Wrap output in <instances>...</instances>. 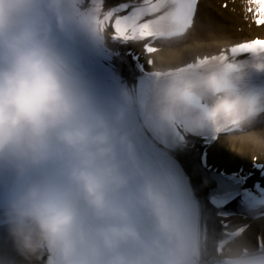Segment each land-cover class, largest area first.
I'll list each match as a JSON object with an SVG mask.
<instances>
[{
  "label": "clouds",
  "instance_id": "9594fccd",
  "mask_svg": "<svg viewBox=\"0 0 264 264\" xmlns=\"http://www.w3.org/2000/svg\"><path fill=\"white\" fill-rule=\"evenodd\" d=\"M105 16L89 0H0V232L28 264H264L243 233L206 259L183 182L142 146L252 127L261 105L237 92L232 55L103 92L79 50L108 47Z\"/></svg>",
  "mask_w": 264,
  "mask_h": 264
},
{
  "label": "bare ground",
  "instance_id": "6f19581e",
  "mask_svg": "<svg viewBox=\"0 0 264 264\" xmlns=\"http://www.w3.org/2000/svg\"><path fill=\"white\" fill-rule=\"evenodd\" d=\"M219 1L221 0H200L196 22L192 31L177 42L174 47H169L156 55L154 57L155 66H184L194 60L196 56H211L217 54L224 47L248 41L249 38L256 36H264V27L254 29L253 27L249 28L244 23L239 4L229 5L227 11H222L216 7V3ZM234 10L236 11L233 12ZM238 29H242V32H238ZM117 67L128 74L133 73L132 65L124 58L117 62ZM253 156L263 160L264 126L258 131L252 130L245 135L220 139L211 148L209 160L215 167L224 169L227 172H235L241 166H250ZM177 158L191 177L196 194L201 198H205L208 191L214 187L209 181L208 175H204V172L197 168L193 161V154L189 152L179 153ZM202 209L207 214L209 222L208 232L210 233L207 234L208 243L207 252L205 253L208 256L211 254L209 247L212 241L219 236V228L206 203L202 205ZM241 224L247 225L243 233L245 238L256 244V237L260 235L264 243V215L259 219L251 218L248 222L239 223L238 225ZM11 262L28 264L16 253L14 245L7 237L0 245V264H10ZM33 264H42V261H36Z\"/></svg>",
  "mask_w": 264,
  "mask_h": 264
},
{
  "label": "snow or ice",
  "instance_id": "6c2138e0",
  "mask_svg": "<svg viewBox=\"0 0 264 264\" xmlns=\"http://www.w3.org/2000/svg\"><path fill=\"white\" fill-rule=\"evenodd\" d=\"M89 3L106 12L104 24L107 28L111 24L114 30L113 40L138 42L151 38L154 42L184 38L194 27L199 0H142L139 3L129 0V2L120 3L108 10H105V0H89ZM246 11L252 15L257 26L264 25V0H247ZM146 17L150 18L145 19ZM144 51L153 54L162 51V49L153 46V43H148L144 46ZM226 51H230L232 57L251 52L264 53V39L256 38L250 42L238 43ZM218 58L227 60L228 56L221 54ZM208 59L209 57H205L195 62L203 64ZM147 63L153 65L154 61L149 59ZM186 66L191 67L193 63H187ZM230 67L232 66L230 65ZM237 125L238 121H233L230 127L222 128L218 125L215 129L217 137L240 131ZM244 231L245 228L225 231L221 236L238 235ZM205 232L206 234L210 233L206 230ZM260 245L264 246V243Z\"/></svg>",
  "mask_w": 264,
  "mask_h": 264
},
{
  "label": "rangeland",
  "instance_id": "374dc122",
  "mask_svg": "<svg viewBox=\"0 0 264 264\" xmlns=\"http://www.w3.org/2000/svg\"><path fill=\"white\" fill-rule=\"evenodd\" d=\"M217 3H218V2H217ZM217 3H216V4H217ZM216 7H217V9H220V8H221V5H220V4H217ZM195 163H196V166L198 167V165H197V158H195Z\"/></svg>",
  "mask_w": 264,
  "mask_h": 264
}]
</instances>
